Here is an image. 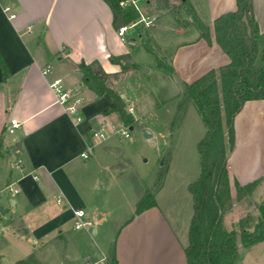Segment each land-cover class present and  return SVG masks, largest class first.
<instances>
[{"label":"crops","instance_id":"crops-1","mask_svg":"<svg viewBox=\"0 0 264 264\" xmlns=\"http://www.w3.org/2000/svg\"><path fill=\"white\" fill-rule=\"evenodd\" d=\"M217 1L219 5L210 17H202L193 5L210 27V42L201 37L196 26H173L168 30L171 44L161 55L166 60L158 57L157 65L170 71L179 84L178 91L183 84L230 61L216 41L214 20L236 9V0ZM253 4L260 39L264 36V0H253ZM140 33V37L150 36ZM127 53L137 64L133 70L142 75L126 36L122 39L113 25L112 9L105 0H0V190L18 188L17 193L12 191L17 196L12 199L13 207H0V223L8 219L17 236L34 235L39 246L34 244L31 253L47 242L67 240L66 225L76 229L73 208L85 209L88 218L94 220L89 233L98 232L100 211L89 196L101 180L90 168L97 159H104L110 176L116 178L119 159L113 160L117 134L109 131L107 137L96 139L94 132L120 121H116L113 96L91 89L78 74L82 72L79 65L97 61L107 73H117L120 64L111 62L110 56ZM49 65L52 67L46 74ZM56 77L63 79L70 93L66 103L57 102L50 87ZM119 92L127 102V92ZM70 105L77 106L82 120L69 112ZM13 118L21 125L10 133L8 126ZM234 126L235 146L228 158L232 191L235 178L246 183L264 173V99L246 101ZM205 131L204 126L203 135ZM83 152L88 157L82 156ZM168 177L169 172L164 182ZM57 194L62 196L61 203ZM137 199L138 195L133 206ZM157 207L158 202L136 213L135 206L115 241L117 264H187V246L180 241L173 219ZM18 222L21 227L16 225ZM127 229L128 242L123 248L120 239Z\"/></svg>","mask_w":264,"mask_h":264},{"label":"rangeland","instance_id":"rangeland-1","mask_svg":"<svg viewBox=\"0 0 264 264\" xmlns=\"http://www.w3.org/2000/svg\"><path fill=\"white\" fill-rule=\"evenodd\" d=\"M193 5L202 17H210L211 13L216 11L219 1H138L140 17L150 16L153 23H137L128 28L125 36L142 75L138 71L135 72L131 60L125 58L123 65H120V71L107 73L104 80L107 86L118 92H127L129 100L125 102V110L132 113L136 119L133 129L128 126V137L119 134L116 137L117 148L113 160L116 157L119 159V176L112 178L104 166V159L96 158L97 162L90 168V172L96 174L101 181L98 189L89 198L92 204L99 207V220L96 223L98 232L91 235L90 229L72 230L68 223L67 240L56 239L40 246L39 251H33L44 264H108L107 253L111 262L110 251L118 239V233L122 225L131 219L132 211L135 212L133 199L138 195V201L146 190L154 194L159 184L158 174L164 168L169 172V177L166 182L163 180L162 187L156 193L160 206L157 210L173 219L180 241L185 246L188 245L189 225L193 214V200L188 184L196 180L201 172L197 145L204 133L202 131L205 123L196 106L190 104L181 126L172 129L177 96L184 92L185 85L178 91L179 84L174 82L169 70L158 68L157 58L166 60L161 55L165 54V48L171 44L170 35L167 37L171 27H197L199 15ZM140 32L150 36L140 37ZM132 37L136 40L132 41ZM259 40L262 48L264 36ZM261 64V58L258 57L256 65L260 67ZM129 106H133V111H129ZM120 120L117 113L116 121ZM223 123L225 124L224 112ZM145 132L151 136L147 137ZM129 158L132 163L128 162ZM142 174L144 178L140 177ZM257 179L258 184L250 192H240L233 187V204L224 216L225 227L236 229L238 232L239 249L234 264H264V240L244 246L239 233L244 226L253 227L259 218L261 205L264 203V173L252 181ZM249 182L240 183L245 185ZM15 197L16 194H13L10 188L1 189L0 207H13L12 199ZM16 225L21 227L19 222ZM31 225H35V220ZM128 232L127 229L120 239L123 248L127 246ZM38 243L34 235L31 238L15 235L8 219L1 221L0 254L5 264H13L24 258L31 253L34 244L39 246Z\"/></svg>","mask_w":264,"mask_h":264},{"label":"trees","instance_id":"trees-1","mask_svg":"<svg viewBox=\"0 0 264 264\" xmlns=\"http://www.w3.org/2000/svg\"><path fill=\"white\" fill-rule=\"evenodd\" d=\"M113 13L116 29L130 25L140 18L134 5L121 6L120 0H105ZM188 1V0H184ZM193 19H195L193 17ZM197 27L201 37L210 42V27L197 16ZM215 38L230 58L228 63L211 68L191 82L186 83L183 93L177 96L175 118L172 129L179 127L190 104L199 111L206 131L197 148L201 158V172L192 181L188 190L193 199V215L189 227V244L185 248L187 264H234L238 256V232L227 229L224 216L233 204L232 185L228 158L235 146L236 115L248 100L264 99V44L259 45V24L254 13L253 0H236V9L218 15L214 20ZM261 58L260 67L256 65ZM130 55H111L113 63L123 65ZM132 69L137 64L131 61ZM84 82L98 94L109 93L116 101L120 122L134 126L136 119L125 110V101L120 93L104 83L108 75L94 61L79 65ZM223 112L225 124L223 123ZM167 169L158 174V187L153 194L146 190L136 203V213L157 205L156 193L162 187ZM258 179L242 185L235 178L234 186L240 192H250ZM244 246L264 240V203L259 218L253 227H243L239 232ZM110 264H117L116 243L110 251ZM0 264H5L0 254ZM13 264H44L35 253L17 260Z\"/></svg>","mask_w":264,"mask_h":264},{"label":"built area","instance_id":"built-area-1","mask_svg":"<svg viewBox=\"0 0 264 264\" xmlns=\"http://www.w3.org/2000/svg\"><path fill=\"white\" fill-rule=\"evenodd\" d=\"M138 1L139 0H120L119 3L121 6H128V5H134L136 8L139 9L138 7ZM6 10L9 9V7L7 6L5 8ZM11 16H15V14H11ZM137 23H144L145 25H150L153 23V18H151L150 16H141L136 22H134L133 24L127 25V26H122L118 29V33L121 35L122 39H125V35L126 32L128 31V28L134 26ZM51 65L47 66V68L44 70V73H49L51 70ZM50 87L52 88V90L55 93L56 96V101L59 103H66L69 98H70V93L69 91L66 89L63 79L61 77H56L54 78L51 82H50ZM69 112L71 114H74L77 116V120L80 121L82 120V117L80 115H78V108L76 105H70L68 107ZM133 110V106H129V111ZM21 122L18 119H11L10 121V125L8 126V131L10 133H14L16 131V129L18 127H20ZM129 125H126L122 122L119 123H111L109 128L105 129L102 128L101 130H97L94 132V137L96 139H102L105 138L109 135V131H112L115 134H119L121 136H125L128 137L130 135L129 129H128ZM82 156L84 157H88V154L83 152ZM21 163V160H19V164ZM38 175L34 174V178L38 179ZM12 191L14 193L18 192V188H13L12 187ZM58 203L62 202V196L60 194H57L56 196ZM73 219H74V228L76 229H90L91 227L94 226V221L91 220L90 218H88L87 213L85 211V209L83 208H73Z\"/></svg>","mask_w":264,"mask_h":264},{"label":"water","instance_id":"water-1","mask_svg":"<svg viewBox=\"0 0 264 264\" xmlns=\"http://www.w3.org/2000/svg\"><path fill=\"white\" fill-rule=\"evenodd\" d=\"M78 74H79L81 77L83 76V73H82V72H79ZM131 129H132V126H131ZM145 135H146L147 137L151 136V134L148 133V132H145Z\"/></svg>","mask_w":264,"mask_h":264}]
</instances>
